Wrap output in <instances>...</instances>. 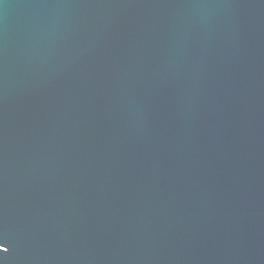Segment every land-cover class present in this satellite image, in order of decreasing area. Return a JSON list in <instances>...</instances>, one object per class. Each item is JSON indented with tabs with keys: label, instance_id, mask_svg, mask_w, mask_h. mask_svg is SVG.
<instances>
[{
	"label": "water",
	"instance_id": "95a60500",
	"mask_svg": "<svg viewBox=\"0 0 264 264\" xmlns=\"http://www.w3.org/2000/svg\"><path fill=\"white\" fill-rule=\"evenodd\" d=\"M0 264H264V0H0Z\"/></svg>",
	"mask_w": 264,
	"mask_h": 264
},
{
	"label": "snow or ice",
	"instance_id": "6c2138e0",
	"mask_svg": "<svg viewBox=\"0 0 264 264\" xmlns=\"http://www.w3.org/2000/svg\"><path fill=\"white\" fill-rule=\"evenodd\" d=\"M0 251H4V252H7L8 249L7 248H4L3 245H0Z\"/></svg>",
	"mask_w": 264,
	"mask_h": 264
}]
</instances>
